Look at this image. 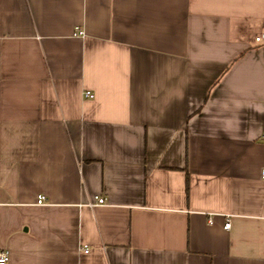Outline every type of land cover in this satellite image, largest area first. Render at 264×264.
Returning <instances> with one entry per match:
<instances>
[{
  "label": "crops",
  "instance_id": "obj_1",
  "mask_svg": "<svg viewBox=\"0 0 264 264\" xmlns=\"http://www.w3.org/2000/svg\"><path fill=\"white\" fill-rule=\"evenodd\" d=\"M263 29L264 0H0L6 264H264Z\"/></svg>",
  "mask_w": 264,
  "mask_h": 264
},
{
  "label": "built area",
  "instance_id": "obj_2",
  "mask_svg": "<svg viewBox=\"0 0 264 264\" xmlns=\"http://www.w3.org/2000/svg\"><path fill=\"white\" fill-rule=\"evenodd\" d=\"M253 41L255 43H261L264 42V29L258 33L257 35H255ZM85 97H89V98H93L94 94L91 93L90 91H85L84 92ZM261 177L264 179V167L261 169ZM108 202V197L106 195L103 194H95L92 196L91 200L89 201V205L91 206H96V205H101V204H105ZM46 203V197L45 195H38L37 199H36V204L39 205H43ZM230 226V222L227 219L224 227L228 228ZM83 252L87 253L88 252V248H84ZM9 260V253L7 250L5 249H0V264H6Z\"/></svg>",
  "mask_w": 264,
  "mask_h": 264
}]
</instances>
